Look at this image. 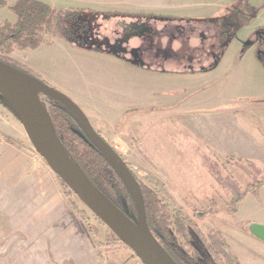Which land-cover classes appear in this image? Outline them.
<instances>
[{"label":"crops","instance_id":"obj_1","mask_svg":"<svg viewBox=\"0 0 264 264\" xmlns=\"http://www.w3.org/2000/svg\"><path fill=\"white\" fill-rule=\"evenodd\" d=\"M42 2L57 9L88 11L93 41L100 50L72 49L62 40H57L50 49L58 46L68 54L86 56L113 73V85L98 91L102 96L112 91L118 102H125L120 114L132 110L149 112L132 114L138 117L130 127L138 151L141 129L146 124L179 117L185 124L180 126L181 130L176 128L179 133L190 134L225 157L264 163V140L250 126L253 122L256 125V120L264 123V65L256 58V47L248 49L236 61L243 41L255 29H264V11L249 26H243L232 20L238 0ZM259 51L264 54V43ZM15 54L13 58L26 66ZM229 56L232 63L226 61ZM30 70L44 80L47 77L38 66L36 71ZM222 80L225 84L216 91ZM58 90L83 112L92 113V107L86 105L79 93L66 87ZM85 93L92 95L91 90L90 94ZM208 93L212 96L205 99ZM201 97V103L214 101L219 105L213 110H199ZM237 102L244 104H234ZM242 111L247 113L246 117L240 116ZM137 159L159 177L168 192L179 188L156 152L139 151ZM159 170L162 174L157 173ZM50 171L30 152L9 145L0 136V207H3L0 212L11 213L6 208L12 205L18 207L19 213L29 215L34 241L38 247L48 242L57 260L64 257L75 264H125L129 258L138 264L128 251H107L108 258L105 253L100 256L104 247L95 244L88 229L67 207Z\"/></svg>","mask_w":264,"mask_h":264},{"label":"rangeland","instance_id":"obj_2","mask_svg":"<svg viewBox=\"0 0 264 264\" xmlns=\"http://www.w3.org/2000/svg\"><path fill=\"white\" fill-rule=\"evenodd\" d=\"M15 1L9 0L8 6H12ZM250 3L254 6L253 8L258 9V14L264 11V0H250ZM7 7L0 8V22L14 21L15 19ZM50 47L28 53L17 52L15 55L30 69L35 70L37 66L40 67L47 76L45 80L41 77L40 79L47 85L54 89L57 88V91H59L58 89L63 90L64 87L70 88L77 94L79 93L84 101H87L86 105L92 107V113L86 111L83 113L87 114L86 117L93 129L99 132L106 143L121 157L139 184L164 203L172 217L178 215L180 211L191 215L195 208L196 210L199 208V213H205L207 210L217 212V215L211 214L212 216L205 217L203 221L199 220V235L200 232L203 233L204 239L199 236L203 245L199 241V246L194 245V250L200 263L235 264L231 257L232 254L238 264H264V244L249 237L245 232L246 222L264 225V187L259 190L257 197L247 195L241 200L234 215H226L223 212L224 205L222 204V201L228 202L243 192L248 183L264 179V163L248 160L246 163L236 164L232 163L234 160L231 157L224 160L225 156L213 151L205 142L201 140L198 142L190 134L183 131L179 133L176 130L178 127L181 130V127L185 126L183 118L169 117L167 120L161 118L160 123L150 122L141 129L142 139L139 151L144 154L149 153L150 149L152 152H156L164 169L169 170L172 177L177 180L174 184L179 188H175L171 193L174 198L170 197L164 192V183L159 177L154 175L143 161L139 163L137 159L139 155L137 141L133 138L130 127L133 119L138 118V114L143 115L149 112L147 110H132V113L120 114L121 106L125 102H118L116 97L111 94L112 91L106 96H102V93L98 91L101 87L109 88L110 85H113L112 82H115L113 73L107 72L102 64H98L86 56L70 52L68 54L58 46L53 49ZM226 61L232 63V58L230 59L229 56ZM225 82L222 80L215 90L218 91ZM59 84L61 85L58 86ZM229 85L232 86L230 83ZM90 90L92 95L88 96L85 91L90 94ZM208 95L209 93L205 99L212 96ZM71 98L74 97L71 96ZM40 99L46 109L52 103L47 98L40 97ZM97 99L98 101H96ZM201 101L202 97L199 98V110H213L219 105L214 101H203V103ZM234 104L243 105L244 103ZM242 112L240 116L246 117L247 113ZM135 113H137L136 117H134ZM134 122L136 123V121ZM255 122L256 125L253 124L254 122H250L252 125L249 123L252 131L258 138L264 140V123L259 120ZM0 134L4 142L27 150L50 171L45 161L33 150L17 117L1 97ZM159 172L162 174L161 170L157 173ZM50 173L52 172L50 171ZM52 175L59 185L61 197L67 207L74 212L77 221L88 229L95 244L104 247L105 251L103 250L100 256L105 253L108 258L107 251L117 253L128 251L139 264L140 262L134 254L122 245L70 190L63 187L56 175L53 173ZM194 199H198L199 203H196ZM208 200L214 202H208ZM214 203L217 206H214ZM6 209L11 210V213L0 212V250L5 247L10 234L19 233L22 238L11 246L6 256L0 258V264H75L68 258L63 257L61 260H57L56 256L53 258L51 245L48 242L46 245L38 247L34 241V230L30 229L29 215L19 213L18 207L15 208L12 205ZM222 238L226 241L230 254L225 250V243L220 241ZM209 241L215 250L224 253V260L213 258V252L206 253L204 246H209ZM191 247L193 246L191 245ZM185 250L183 247V252ZM186 251L192 255L189 248ZM134 261V259L127 258L125 264H132Z\"/></svg>","mask_w":264,"mask_h":264},{"label":"water","instance_id":"obj_3","mask_svg":"<svg viewBox=\"0 0 264 264\" xmlns=\"http://www.w3.org/2000/svg\"><path fill=\"white\" fill-rule=\"evenodd\" d=\"M0 97L15 114L33 150L45 161L51 172L141 264H176L149 230L138 181L125 162L93 129L76 103L43 81L1 61ZM40 97L56 102L74 116L91 145L121 181L133 202L134 215L127 216L121 212L69 158ZM245 232L264 244V225L246 223ZM21 238L19 233L10 234L5 247L0 250V258L6 256L11 246Z\"/></svg>","mask_w":264,"mask_h":264},{"label":"trees","instance_id":"obj_4","mask_svg":"<svg viewBox=\"0 0 264 264\" xmlns=\"http://www.w3.org/2000/svg\"><path fill=\"white\" fill-rule=\"evenodd\" d=\"M239 1L241 10L248 13L249 0ZM8 2L9 0H0V8L7 7ZM7 8L14 15L15 21L0 22V61L39 80H41L40 76L15 60L13 54L32 52L41 46L50 47L56 40H64L69 46L76 48L82 46V38L90 33L89 23L84 17L83 10L57 9L39 0H17ZM248 23L249 21L246 24ZM51 102L47 112L69 158L121 212L127 216L134 215L136 211L133 202L124 186L100 153L91 145L77 120L67 109L56 102ZM132 175L134 176L133 173ZM62 185L69 190L63 183ZM139 186L146 222L152 235L176 264H195L176 244L170 243L171 215L164 203L155 198L152 192H147L140 184ZM214 206L217 204L214 203ZM234 212L228 211V214L233 215ZM235 264H238L237 261Z\"/></svg>","mask_w":264,"mask_h":264},{"label":"flooded vegetation","instance_id":"obj_5","mask_svg":"<svg viewBox=\"0 0 264 264\" xmlns=\"http://www.w3.org/2000/svg\"><path fill=\"white\" fill-rule=\"evenodd\" d=\"M249 5H250V0H249ZM74 10H83L84 11V17L86 18V20L89 23L90 33H89V35H87L84 38H82V40H81L82 46H78L76 48H73V47L69 46L66 41H64V40H62V41H64L72 49L99 51L100 50L99 49L100 48L99 44L98 43L94 44V41H93V37H94V35H93V26H92V24H91V22L89 20V17L87 16V12L88 11H86L84 9H74ZM257 12H258V9L252 8L251 5H250V11L248 13L243 12L241 10V8H240V1H239L238 8L235 10V14H233L232 20L233 21L234 20L237 21L239 24H241L243 26H249L254 21L255 17L258 15ZM4 21H8V20H4ZM247 21H249L248 24H246ZM1 22H3V21H1ZM9 22H12V21H9ZM263 43H264V30H263V28L255 29L247 37V39H245V41H243L241 52L239 53L236 61L240 60L242 58L243 54L248 49H250L252 47H256V52H255L256 53L255 54L256 58H257V60H259V62L263 63V65H264V54L260 53L261 50L259 51V47ZM227 158H229V157H225L224 160L227 159ZM232 159L234 160V161H232V163H236V164L237 163L242 164L241 162H245V163L247 162V160H243V159H234V158H232ZM229 164H231V163H229ZM262 187H264V179L258 180V181L254 182V183H251V182L248 183L244 187L243 192L239 193L237 196H234L228 202L227 201H222V204L224 205L223 206V212L226 215H229L228 211H235L234 212V214H235L236 211H237V206H238L239 202L241 200H243L247 195H252V196L257 197L258 192H259V190ZM164 190H165L164 192H166L170 197L174 198V196H172V194L170 192H168L165 187H164ZM194 200H195L196 203H199L198 199H194ZM209 201L214 202L213 200H208V202ZM198 209L199 208H197V210ZM197 210H196V208L193 209L192 212H191V215H188V214L184 213L183 211H180V213L178 215H175L173 217L171 216V218H170L171 225L169 227L170 228V230H169L170 231L169 241H171L170 243L172 245L176 244L180 248V250H182V252H183V247L186 250L189 248L190 252H192V255L190 253H187L186 250L183 253L189 259L193 260V262H195V264H199L200 263V259H199V257L197 256V253L194 250V245L199 246L200 237L203 238V233L200 232V235H199V220L203 221L205 219V217L212 216L211 214L217 215V212H214L212 210H207V212H205V213H199V210L198 211ZM246 223H251V222H246ZM249 237H251V236H249ZM220 241H223V243H225L224 244L225 247H226L225 250H226V252L228 254H230L229 253V247H228L226 241L223 238ZM200 243L203 245L202 241H200ZM209 244H210L209 246L208 245L206 247L204 246V249H206V253L210 254V253L213 252V256H212L213 258L217 257V258H220V260L221 259L224 260V258H225L223 256L224 253H221V252H218L217 250H215V248L213 247V245H212V243L210 241H209ZM191 245L193 247H191ZM220 253H221V255H219ZM231 257H232L233 261H237L235 256H233L232 254H231Z\"/></svg>","mask_w":264,"mask_h":264}]
</instances>
